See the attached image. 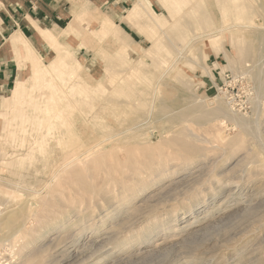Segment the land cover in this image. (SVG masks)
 <instances>
[{"label": "rangeland", "instance_id": "rangeland-1", "mask_svg": "<svg viewBox=\"0 0 264 264\" xmlns=\"http://www.w3.org/2000/svg\"><path fill=\"white\" fill-rule=\"evenodd\" d=\"M104 1L81 0L82 3L98 10L99 21L96 16L77 12L73 4V17L68 25L76 22L77 28L70 38L64 35V28L68 25L60 30L43 27L49 39L45 42L54 49V53L50 58L43 59L29 46L25 80L17 81L14 87L0 95V262L20 264L23 255L30 253V259L24 264H38L40 261L41 264H76V262L80 264L83 260L86 264H253L254 262L264 264V0H150L147 5L144 1L132 0L123 9L114 7L110 2L103 5ZM239 6L245 9V13H240L237 9ZM151 10L159 13L160 17L156 22L147 24L146 20L149 16H154ZM129 12L139 13V17L131 18L130 15L127 17ZM142 13L145 17H140ZM101 18H108L109 26L113 28L115 23L126 33L124 30H117L114 26L116 33L105 34L101 30V27H104ZM48 32L52 33L51 36ZM61 60H69L75 65L80 61L81 65H76V70L65 69ZM46 65L51 71L46 69ZM16 88H18L17 93L11 92ZM219 106L231 116L229 118L236 117V114L240 116L236 118L243 116L241 119L248 121L246 126L243 127L234 119L229 120L227 115L210 122L199 120L198 114L208 110L214 111ZM197 110L200 112L198 113ZM188 111H191V114H188ZM233 112L236 114L234 115ZM84 115L87 118H83ZM196 117L198 120H195ZM186 127H190V131L196 133L199 138L184 137L188 129ZM97 134L98 136L100 134V137ZM180 134L182 136H178ZM176 137H181L183 140L187 138L186 141L191 144L192 150L188 149L190 144H185L181 138H177L183 142L180 143ZM201 137L203 139H200ZM140 141L144 142V148ZM159 143L161 146L164 145L165 150L159 147ZM182 144L187 148L182 147ZM199 147L203 149L199 150ZM95 148H99L101 152ZM159 148V151L166 154L165 156L156 151ZM122 150L124 153L121 152ZM133 150L134 152H131ZM146 151L151 156H148ZM196 151L199 155L198 152L195 155ZM114 152H118L121 159L117 157V153L114 156ZM137 153L143 156L139 158ZM186 153H189L188 156H185ZM122 154L130 155V159L126 161L128 156ZM180 154L181 156L184 154V157L180 156L181 159L178 157ZM136 156L138 159L135 158ZM95 159L97 160L94 161ZM110 159L112 161L109 163ZM146 159L151 163L149 164ZM164 159L165 162H161ZM98 160L103 165L100 166ZM103 160H106V163ZM118 160L121 162L118 163L119 165ZM238 160H244L242 164L247 161L245 163L247 170L244 164L239 165ZM168 161L170 165L166 164ZM113 162H116L114 166H112ZM128 162L134 165L130 166ZM142 162L144 164L146 162V166ZM141 163L145 167L149 164L148 168L151 171L148 172ZM190 163L193 164L190 166ZM211 163L214 166L210 165ZM117 166L120 168L118 169ZM166 166L168 170L162 173L163 169L166 170ZM56 167L60 168L56 169ZM154 168L160 170L162 174L155 176ZM90 169L93 173L89 172ZM209 169L210 172L212 170L211 173ZM97 170L100 172L96 175ZM108 171L112 179L117 176L113 182L108 178L110 177ZM62 172L64 175L61 174ZM67 176L69 179L66 178ZM186 176L190 180L187 181L184 178ZM123 177L128 180H124ZM138 177L142 179L140 182ZM66 179L68 182L65 183ZM103 179L109 183L105 180L103 182ZM83 180L86 181V185L87 183L89 185L91 180L90 185L84 186L85 183H79ZM71 182L72 184H69ZM126 182L129 183L127 185L129 190L125 189ZM57 183L64 193H59L58 189H55L59 187ZM117 183L123 187L120 188ZM200 183L204 185L201 186ZM55 184L58 187H53L56 186ZM197 184L199 186H196ZM129 185H132V188H129ZM90 186H92L91 191ZM103 186H106L105 190ZM98 189L104 192L97 193ZM121 190L125 191L126 197ZM103 193L109 197L113 195L116 197L106 198ZM120 193L124 195L123 198ZM86 194L90 196L87 197ZM43 195L46 198L50 196L52 200L63 198L59 201L61 205L65 204L62 206L58 205L59 203L53 204L54 211L52 206L47 205ZM184 195H189L193 198L192 201ZM100 196L110 201L107 202ZM66 197L72 199L68 200ZM65 200L74 205L68 202V206ZM98 202L100 206L97 205ZM70 206L78 208L70 209ZM45 207L48 209H44ZM73 208L79 215L74 213ZM49 210L54 213L50 215ZM57 210H61L60 213ZM63 210H65L64 214ZM116 210H119L120 217ZM45 212L49 215V221L47 215H44ZM125 213L127 215L124 216ZM37 214L41 217L39 218ZM42 214L45 217H42ZM78 221L84 223L78 224ZM48 223L52 224L50 229L36 240L38 235L36 233H40L43 226ZM83 227H90L92 231L85 228L86 230L77 236ZM94 228L97 230H93ZM111 231L115 234L112 235ZM105 232L111 234L106 235ZM58 233L62 236H58ZM132 236L136 238L133 240ZM54 241H57L56 244ZM117 244L119 246H116ZM41 246L48 248L44 253H49L43 255L35 251L37 248H42ZM24 247L31 249L26 252ZM55 250L58 255L55 254ZM61 250L64 255H61ZM69 251H77L78 256L73 260L74 263L66 262V258L63 259ZM111 251L114 254H111ZM78 259L81 262L78 263Z\"/></svg>", "mask_w": 264, "mask_h": 264}, {"label": "bare ground", "instance_id": "bare-ground-1", "mask_svg": "<svg viewBox=\"0 0 264 264\" xmlns=\"http://www.w3.org/2000/svg\"><path fill=\"white\" fill-rule=\"evenodd\" d=\"M141 1H144V2L146 3V5H147L148 2H150V0H141ZM251 2H252V1H251ZM73 4H74V6L76 7L77 12H84V13H86V14H88V15H92V16H96V17L98 16V15H97V14H98V10L96 11L95 8H94L93 6H90V5H88V4L82 3V2H80V1H73ZM148 7H149V6H148ZM237 9L240 10V13H242V12L245 13V9H244V8H242V7L239 6ZM246 9H247V8H246ZM149 10H150V9H149ZM149 10H148V12H149ZM233 11H234V9H233ZM151 12H152V14L154 15V16H153L154 18H153L150 14H149L150 16L147 14V16H149V19L146 20L147 24L150 23V22H156V21L158 20V18L160 17L159 13H157V12H155V11L153 12L152 10H151ZM234 13H235V11H234ZM99 15H100V14H99ZM129 15H130L131 18L139 17V13H135V12H132V13L129 12V14H127V17H128ZM144 15H145V14L142 13V14H140V17H143ZM102 16H103V15H102ZM147 16H146V17H147ZM88 17H90V16H88ZM127 17H126V19H127ZM144 17H145V16H144ZM90 19H91V17H90ZM101 19H103L102 21H103V25H104V27H103V26L101 27V30H102L103 32H105V34H107V33H112V32L116 33V30L114 29V26L117 27V30H119V31H123V30H124L122 27H120V26H118V25H115V23H114V25H113V28H112V26H109L110 23H109V21H108V18H105V19H104V18H101ZM142 19H144V18H142ZM95 20H96V19H95ZM97 20H98V17H97ZM97 20H96V21H97ZM127 20L129 21V19H127ZM137 20H138V19H137ZM192 20H193V19H192ZM195 20H196V19H195ZM87 21H88V20H87ZM98 21H99V20H98ZM89 22H90V21H89ZM90 24H91V23H90ZM90 24H89V25H90ZM101 24H102V22H101ZM107 24H108V26H107ZM116 24H117V23H116ZM145 24H146V23H145ZM99 26H100V25H99ZM38 28H39V27H38ZM76 28H77V27H76V22L71 23V24L68 25L66 28H64V32H65L64 35H65L66 37H68V38L72 37V36L74 35L75 31H76ZM101 30H99V31H101ZM124 31H125V30H124ZM95 32H96V29H95ZM97 32H98V31H97ZM39 33H40V38H41L43 41H47L46 39H48V38L46 37V33H45L43 27L39 28ZM125 33H126V31H125ZM48 34H50V36H51L52 33H51V32H48ZM88 34H89V32H88ZM16 35H17V33H16ZM80 35H81V34H80ZM85 35H86V34H85ZM95 35H96V34H95ZM97 35H98V33H97ZM20 36H21V35H20ZM22 36H23V35H22ZM93 36H94V32H93ZM108 37H109V36H108ZM94 38H95V37H94ZM95 39H96V38H95ZM25 40H26V39H25ZM48 40H49V39H48ZM11 41H12V40H11ZM98 41H99V40H98ZM103 41H104V39H103ZM106 41H107V40H106ZM117 41H120V40L117 39ZM25 42H26V41H25ZM99 43H100V42H99ZM120 43H121V42H120ZM13 44H14V43H13ZM24 44H28V43L26 42V43H24ZM24 44H23V45H24ZM24 46H25V45H24ZM26 46H27V45H26ZM14 47H15V45H14ZM17 47H18V44H17ZM18 48H19V47H18ZM27 48H28V47H27ZM16 49H17V48H16ZM19 49H20V48H19ZM16 52H17V51H16ZM16 52L14 51V54H15ZM19 52H20V51H19ZM25 52H26V51H25ZM17 53H18V52H17ZM27 53H29V48L27 49ZM261 53H262V52H261ZM261 53H260V54H261ZM257 54H258V53H257ZM261 55H262V54H261ZM258 56H259V55H258ZM62 58H64V57H62ZM57 59H59V58H57ZM61 61H62V63L64 64L65 69H67V68H73L74 70H76V68H77L76 65H81V62H80V61L77 62L76 65L73 64V63H71L69 60H66V61L61 60ZM38 62H39V61H38ZM38 62H37V63H38ZM127 64H128V63H127ZM43 66H44V64H43ZM45 67H46V69H49L48 71H51V68H50L48 65H46ZM125 68H126V70H127V67H125ZM124 71H125V70H124ZM61 72H62V71H61ZM73 72H76V71H73ZM162 72H163V71H162ZM81 73H82V72H81ZM58 74H59V73H58ZM58 74H57V75H58ZM79 75H80V74H79ZM262 75H263V74H262ZM79 78H80V76H79ZM79 78H78V79H79ZM75 80H76V78H75ZM80 80H81V79H80ZM260 80H262V79H260ZM263 80H264V79H263ZM73 81H74V80H73ZM84 81H85V80H84ZM99 82H100V81H99ZM79 83H80V81H79ZM72 84H73V83H72ZM85 84H86V83H85ZM85 84H84V85H85ZM97 84H98V83H97ZM97 84H95V85H97ZM112 84H113V83H112ZM82 85H83V84H82ZM89 85H90V84H89ZM114 85H115V84H114ZM50 86H51V85H50ZM68 86L70 87V83H69ZM68 86H67V87H68ZM72 86H73V85H72ZM85 86H86V85H85ZM87 86H88V84H87ZM87 86H86V87H87ZM89 87L92 88L91 86H89ZM93 87H94V86H93ZM128 88H129V87H128ZM92 89H93V88H92ZM119 89H120V88H119ZM51 91H52V90H51ZM67 91H70V90H67ZM72 91H73V88H72ZM11 92H13V93H17V92H18V88H16V89H12ZM56 92H57V91H56ZM90 92H91V91H90ZM97 92H98V91H97ZM67 93H68V92H67ZM89 94H90V93H89ZM85 95H86V94H85ZM155 95H156V94H155ZM263 95H264V94H263ZM58 96H59V95H58ZM152 96H153V95H152ZM59 97H60V96H59ZM151 100H152V99H151ZM153 100H154V99H153ZM69 102H70V99H69ZM202 102H203V101H202ZM100 106H101V105H100ZM203 107H204V106H203ZM203 107H202V108H203ZM223 107H224V106H223ZM105 108H106V107H105ZM200 108H201V107H200ZM225 109H226V108H225ZM78 110H79V109H78ZM85 110H87V109H85ZM199 110H202V109H199ZM203 110L206 111V109H203ZM76 111H77V109H76ZM96 111H97V110H96ZM191 111H192V110H191ZM191 111H190V112H191ZM210 111H212V112H210ZM210 111L208 110V112H203V113H201V114H198L199 120H201V121H202V120H203V121H209V122H210V121H212V120L215 121V119H218V118H220V117H223V116H226V115H227V114H226L227 112H226L221 106H219V108H216V110L214 109V111H213V110H210ZM77 112H78V111H77ZM79 112H80V111H79ZM92 112H93V111H91V113H92ZM188 112H189V111H188ZM188 112H187V113H188ZM190 112H189L188 114H191ZM197 112H198V110H197ZM197 112H195V113H197ZM199 112H200V111H199ZM199 112H198V113H199ZM201 112H202V111H201ZM228 112H230V111H228ZM231 112H232V111H231ZM100 113L103 114V112H100ZM233 113H234V115L236 114V112H233ZM233 113H232V114H233ZM74 114H75V113H74ZM80 114H81V112H80ZM188 114H186V115H188ZM82 115H83V114H81V116H82ZM104 115H105V114H104ZM104 115H103V116H104ZM170 115H171V114H170ZM170 115H168V116H170ZM196 115H197V114H196ZM60 116H61V115H60ZM60 116H59V117H60ZM103 116H101V117H103ZM235 116H236V117H240V116H237V114H236ZM84 117H86V116L84 115L83 118H84ZM104 117H105V116H104ZM183 117H184V116H183ZM229 117H231V116L227 115V118H228L229 120H230V119H231V120L234 119L238 124L242 125L243 127H245L246 124H247V122H248V121L245 122V119H244V118H243L244 120L241 119L243 116H242L241 118H236V117L229 118ZM57 118H58V116H57ZM86 118H87V117H86ZM88 118H90V117H88ZM93 118H94V117H93ZM147 118H148V117H147ZM81 119H82V118H81ZM104 119H105V118H104ZM225 119H226V118H225ZM174 120H175V119H174ZM195 120H198V118L196 117ZM100 121H101V120H100ZM180 121H181V120H180ZM187 121H189V120H187ZM201 121H200V122H201ZM232 121H233V120H232ZM55 122H56V120H55ZM84 122H86V121L84 120ZM88 122H89V121H88ZM185 122H186V121H185ZM185 122H184V123H185ZM46 123H47V122H46ZM86 123H87V122H86ZM52 124H53V123H52ZM87 124H88V123H87ZM87 124H86V125H87ZM238 124H236V125H238ZM53 125H54V124H53ZM86 125H85V126H86ZM88 125H89V124H88ZM90 125H91V122H90ZM111 125H112V124H111ZM111 125H110V127H112ZM190 125H191V124H190ZM190 125H189V126H190ZM214 125H215V124H214ZM115 126H116V125H115ZM117 126H118V124H117ZM138 126H139V125H138ZM53 127H54V126H53ZM53 127H52V128H53ZM110 127H109V128H110ZM113 127H114V126H113ZM238 127H239V126H238ZM240 127H241V126H240ZM247 127H248V126H247ZM117 128H118V127H117ZM186 128H188V129L186 130V131H187V132H186V135H184V134L181 133V132H179V133L183 134L184 137H186V136H187V137L190 136L189 138H191V137H195V138H197L198 135L196 136V133H193V131H190V129H189L190 127H186ZM192 128H193V127H192ZM241 128H242V127H241ZM110 129H111V128H110ZM115 129H116V128H115ZM118 129H119V128H118ZM132 129H134V127H133ZM135 129H136V127H135ZM246 129H247V128H246ZM181 130H182V129H181ZM181 130H180V131H181ZM188 130H189L190 132H189ZM126 131H127V130H126ZM126 131H125V133H126ZM129 131H130V130H129ZM123 132H124V131H123ZM127 132H128V131H127ZM182 132H183V131H182ZM184 132H185V129H184ZM77 133H79V132H77ZM204 133H205V132H204ZM74 134H75V131H74ZM131 134H132V133H131ZM131 134H130V135H131ZM181 134L178 135V136H182ZM252 134H254V133H252ZM119 135H120V134H119ZM168 135H169V134H168ZM175 135H176V134H175ZM73 136H75V135H73ZM81 136H83V135H81ZM97 136H98V134H97ZM131 136H132V135H131ZM138 136H139V135H138ZM140 136H141V134H140ZM147 136H148V135H147ZM76 137H77V136H76ZM98 137H100V134H99ZM114 137H115V136H114ZM114 137H113V138H114ZM116 137H117V135H116ZM127 137H129V134H128ZM167 137H168V136H167ZM122 138H124V137H122ZM172 138H173V137H172ZM177 138L180 139L181 137H180V138H179V137H176V139H177ZM198 138H199V136H198ZM198 138H197V139H198ZM79 139H80V138H79ZM82 139H83V138H82ZM82 139H81V140H82ZM118 139H120V138H118ZM143 139H145V138H143ZM146 139H147V138H146ZM176 139H173V140H176ZM178 139H177V141H179ZM181 139L183 140V138H181ZM191 139H192V138H191ZM197 139H196V140H197ZM200 139H203V138L201 137ZM200 139H199V140H200ZM260 139H261V138H260ZM81 140H80V141H81ZM98 140H99V139H98ZM110 140H111V139H110ZM114 140H115V139H114ZM141 140H142V139H141ZM149 140H150V139H149ZM186 140H187V138H186ZM186 140H183V142H184L185 144L188 143ZM194 140H195V139H194ZM199 140H198V141H199ZM74 141H76V140H74ZM80 141H78V142H80ZM82 141H83V140H82ZM105 141H106V140H105ZM105 141H104V142H105ZM134 141H135V140H134ZM163 141H165V140H163ZM163 141H162V143H164ZM166 141H167V140H166ZM170 141L173 142L172 139H170ZM170 141H169V142H170ZM188 141H189V139H188ZM55 142H56V141H55ZM96 142H97V141H96ZM96 142H94V143H96ZM140 142H141V141H140ZM151 142H152V141H151ZM151 142H149V143H150V144H155V143H151ZM156 142H157V141H156ZM175 142H176V141H175ZM179 142H180V143H183V142H181V141H179ZM192 142L195 143V141H192ZM63 143H64V141H63ZM134 143H135V142H134ZM134 143H133V144H134ZM136 143H137V142H136ZM147 143H148V142H147ZM147 143H145V144H147ZM167 143H168V142H167ZM130 144L132 145V143H130ZM137 144H138V143H137ZM141 144H143V148H144V147H145V146H144V142H141ZM159 144H160V143H159ZM165 144H166V143H165ZM170 144H171V143H169V146H170ZM175 144H176V143H175ZM185 144H184V145H185ZM189 144H190V143H188V145H189ZM201 144H202V143H201ZM74 145H75V144H74ZM74 145H73V147H74ZM96 145H97V144H96ZM121 145H123V144H121ZM155 145H157V144H155ZM166 145H167V144H166ZM188 145H187V146H188ZM199 145H200V144H199ZM231 145H232V144H231ZM79 146H80V144H79ZM98 146H99V145H98ZM127 146H128V145H126V147H127ZM129 146H130V145H129ZM129 146H128V147H129ZM133 146H135V144H134ZM141 146H142V145H141ZM141 146H140V147H141ZM150 146H151V145H150ZM163 146H164V145L161 146V144L159 145V147H161V148H163ZM173 146H174V143H173ZM190 146H191V144L188 146V149L190 148L189 150H192ZM194 146H195V145H194ZM86 147H87V146H86ZM90 147H91V145H90ZM96 147H97V146H96ZM116 147H118V146H116ZM122 147H123V146H122ZM126 147H125V148H126ZM130 147H132V146H130ZM130 147H129V148H130ZM165 147H166V146H165ZM171 147H172V146H171ZM171 147H170V148H171ZM182 147L187 148V147L183 146V144H182ZM192 147H193V146H192ZM196 147H198V145H197ZM196 147H195V148L193 147V148L196 149ZM219 147H220V146H219ZM143 148H142V149H143ZM146 148H147V146H146ZM150 148H152V147H150ZM150 148H149V149H150ZM184 148H182L183 151L185 150ZM199 148H200V147H199ZM224 148H225V147H224ZM95 149H96V148H95ZM119 149H121V148H119ZM119 149H118V150H119ZM152 149H153V148H152ZM163 149L165 150V148H163ZM197 149H198V148H197ZM197 149H196V150H197ZM202 149H203V148H200L199 150H202ZM84 150H85V149H84ZM96 150H99V148L96 149ZM115 150H116V149H115ZM140 150H141V149H140ZM144 150H145V149H144ZM147 150H148V149H147ZM159 150H160V148H159L158 150H156V151H159ZM189 150H188V151H189ZM42 151H43V150H42ZM77 151H78V150H77ZM79 151H80V150H79ZM92 151H93V150H92ZM94 151H95V150H94ZM99 151H100V150H99ZM108 151H109V150H108ZM111 151L113 152V150H111ZM123 151H124V150H122L121 152H123ZM137 151H138V150H137ZM153 151H154V149H153ZM180 151H181V150H180ZM185 151H186V150H185ZM194 151H195V150H194ZM194 151H193V152H194ZM203 151H204V150H203ZM203 151H200V152H203ZM30 152H31V151H30ZM71 152H72V151H71ZM71 152H70V153H71ZM74 152H75V149H74ZM86 152H87V151H86ZM90 152H91V151H90ZM96 152H97V151H96ZM100 152H101V151H100ZM121 152H120V153H121ZM131 152H134V150L131 151ZM142 152H143V151H142ZM149 152L151 153V150H150ZM159 152H161V151H159ZM164 152H165V151H164ZM191 152H192V151H191ZM197 152H198V151H196L195 155L197 154ZM70 153H69V154H70ZM75 153H76V152H75ZM87 153H88V152H87ZM91 153H92V152H91ZM104 153H105V151H104ZM106 153L109 154L110 152H106ZM116 153L118 154V152H116ZM116 153L114 152V156H115ZM123 153H124V152H123ZM145 153H147V151H146ZM154 153H155V152H154ZM161 153L163 154V151H162ZM180 153H181V152H180ZM101 154H102V153H101ZM101 154H99V155H101ZM117 154H116V155H117ZM131 154H132V153H131ZM140 154H141V153H140ZM156 154H157V153H156ZM159 154H160V153H159ZM164 154H165V153H164ZM164 154H163V155H164ZM187 154H189V153H186L185 156H188ZM192 154H193V153H192ZM224 154H225V153H224ZM86 155H87V154H86ZM86 155H84V156H86ZM105 155H106V154H105ZM122 155H125V154H122ZM132 155H134V153H133ZM137 155H138V153H137ZM141 155H142V154H141ZM141 155H138V157L140 158ZM147 155H148V156H151L152 153H151V155H149V153H147ZM160 155H161V154H160ZM165 155H166V154H165ZM165 155H164V156H165ZM198 155H199V152H198ZM200 155H202V154H200ZM80 156H82V155H80ZM89 156H91V155L89 154ZM89 156H87V158H89ZM97 156H98V155H97ZM108 156H109V155H108ZM112 156H113V154H112ZM114 156H113V157H114ZM125 156H126V155H125ZM127 156H128V155H127ZM127 156H126V157H127ZM129 156H130V155H129ZM129 156L127 157V160H126V161H128ZM134 156H135V155H134ZM142 156H143V155H142ZM155 156L158 157L159 155H155ZM155 156H154V157H155ZM161 156H162V155H161ZM161 156H160V157H161ZM180 156H181V154L178 155V157H180ZM182 156L184 157V154H183ZM182 156H181V157H182ZM224 156H225V155H224ZM74 157H75V155H74ZM82 157H83V156H82ZM93 157H95V156L93 155ZM93 157H92V158H93ZM117 157L120 158L121 156H119V154H118ZM117 157H116V158H117ZM122 157H123V156H122ZM131 157H132V156H131ZM138 157L136 156L135 158L138 159ZM181 157H180V159H181ZM189 157H190V156H189ZM72 158H73V155H72ZM76 158H77V157H76ZM84 158H86V157H84ZM87 158H86V160H87ZM90 158H91V157H90ZM100 158H101V156L99 157V159H100ZM102 158H103V157H102ZM105 158H106V156H105ZM105 158H104V159H105ZM107 158H108V157H107ZM109 158H110V157H109ZM116 158H114V159L116 160ZM118 158H117V159H118ZM123 158H124V157H123ZM133 158H134V157H133ZM141 158H142V157H141ZM151 158H153V157H151ZM151 158H150V159H151ZM170 158H171V157H170ZM176 158H177V157H176ZM243 158H244V157H243ZM243 158H242V159H243ZM245 158H246V157H245ZM60 159H61V158H60ZM73 159H74V158H73ZM97 159H98V158H97ZM97 159H95L94 161H96ZM120 159H121V158H120ZM124 159H126V158H124ZM129 159H130V158H129ZM131 159H132V158H131ZM144 159H145V158H144ZM158 159L160 160V158H158ZM161 159H162V158H161ZM167 159H168V158H167ZM182 159H183V158H182ZM190 159H191V158H189V160H190ZM193 159H194V158H193ZM70 160H71V159H70ZM86 160H85V161H86ZM90 160H92V159H90ZM100 160H101V159H100ZM106 160H107V159H106ZM106 160H103V162L105 161V163H106ZM122 160H123V159H122ZM134 160H135V159H134ZM146 160H147V159H146ZM146 160H145V161H146ZM172 160H173V159H172ZM189 160H188V161H189ZM77 161H78V160H77ZM77 161H74V162H77ZM79 161H80V160H79ZM94 161H93V163H95ZM110 161H112V159L109 160V163H110ZM113 161H114V160H113ZM123 161H124V160H123ZM131 161H132V160H131ZM147 161H148V160H147ZM147 161H146V162H147ZM153 161H154V160H153ZM156 161H157V160H156ZM163 161L165 162V159L162 160L161 162H163ZM178 161H179V160H178ZM183 161H184V159L182 160V162H183ZM185 161H186V160H185ZM238 161H240V160H238ZM238 161H237V162H238ZM242 161L244 162V160H242ZM242 161L239 162V165L242 164V163H241ZM68 162H69V161H68ZM74 162H72V163H74ZM83 162H84V161H83ZM116 162H117V161H116ZM116 162H115V163L113 162V165H112V166H114V164H116ZM140 162H141V161H140ZM146 162H145V164H144V162H142V163L146 166ZM149 162H150V161H148V163H149ZM179 162H180V161H179ZM179 162H177V163H179ZM194 162H195V161H194ZM209 162H210V161H209ZM61 163H63V162H61ZM61 163H60V164H61ZM98 163H101V162H99V160H98ZM105 163H104V165L107 166L108 164H105ZM118 163H121V162L118 160L117 164H118ZM128 163L130 164V166L132 165L130 162H128ZM132 163H133V162H132ZM135 163H136V162H135ZM138 163H139V161H138ZM142 163H141V164H142ZM150 163H151V162H150ZM150 163H149V164H150ZM152 163H153V162H152ZM158 163H159V162H158ZM168 163H169V165H170V162H169V161L166 162L167 165H168ZM188 163H189V162H187V164H188ZM245 163H247V161H246ZM245 163H243L244 166L246 165ZM75 164H77V163H75ZM75 164H74V165H75ZM78 164H79V162H78ZM78 164H77V165H78ZM82 164H83V163H82ZM86 164H88V163H86ZM91 164H92V163H91ZM123 164H124V163H123ZM129 164H128V165H129ZM139 164H140V163H139ZM139 164H138V168H139ZM143 164H142V166H144ZM149 164H148V165H149ZM155 164H156V163H155ZM162 164H163V163H162ZM180 164H181V163H180ZM185 164H186V163H185ZM192 164H193V163H192ZM192 164L190 163V166H191ZM204 164H205V163H204ZM243 164H242V165H243ZM95 165H96V163H95ZM97 165H98V164H97ZM101 165H103V164L101 163L100 166H101ZM118 165H119V164H118ZM128 165H127V166H128ZM133 165H134V164H133ZM133 165H132V166H133ZM148 165H147V167H145V166H144V167H145L146 169H148V172H150L151 169L148 168ZM153 165H154V164H153ZM171 165H172V163H171ZM174 165H177V164H174ZM174 165H173V167H174ZM210 165H212V163H211ZM242 165H241V167H243ZM247 165H248V164H247ZM70 166H71V165H70ZM79 166H80V164H79ZM84 166H85V165H84ZM93 166H94V164H93ZM156 166H157V164H156ZM159 166H160V165H159ZM212 166H214V165H212ZM237 166H238V165H237ZM237 166H236V167H237ZM250 166H251V165H250ZM250 166H249V167H250ZM61 167H62V166H61ZM65 167H66V166H65ZM68 167H69V166H68ZM81 167H82V166H81ZM90 167H91V166H89V168H90ZM96 167H97V166H96ZM117 167H118V169H119L120 167L123 168L121 165H120V167H119V166H117ZM128 167H129V166H128ZM134 167H137V166H134ZM134 167H133V168H134ZM149 167H150V166H149ZM152 167H153V166H152ZM152 167H151V168H152ZM162 167H164V165H163ZM178 167H179V166H178ZM238 167H239V166H238ZM57 168H58V167H56V169H57ZM59 168H60V167H59ZM59 168H58V169H59ZM77 168H78V167H77ZM86 168H87V166H86ZM91 168H92V167H91ZM115 168H116V165H115ZM115 168H114V170H115ZM126 168H127V167H126ZM138 168H136V169L138 170ZM140 168H142V167H140ZM157 168H158V166H157ZM157 168H154V169L156 170V171H155L156 173H154V169H153V173H154L155 176H157L158 174H162V173H164V172L166 173V171L168 170V169H167V166H166V170L162 168L163 171H162V173H160V172H159L160 170L158 171ZM179 168H180V167H179ZM179 168H178V169H179ZM243 168H244V167H243ZM243 168H242V169H243ZM263 168H264V167H263ZM67 169H68V168H67ZM84 169H85V168H84ZM84 169H83V170H84ZM92 169H93V168H92ZM95 169H96V168H95V166H94V170H95ZM99 169H100V168H99ZM112 169H113V168H112ZM112 169H110V171H114V170H112ZM127 169H128V168H127ZM131 169H132V167H131ZM158 169H159V168H158ZM182 169H183V168H182ZM185 169H186V168H185ZM245 169H246V166H245ZM63 170H64V169H63ZM80 170H81V169H80ZM101 170H102V169H101ZM108 170H109V169H108ZM116 170H117V169H116ZM120 170H124V171H125L126 169H120ZM137 170H136L135 172H137ZM149 170H150V171H149ZM169 170H170V169H169ZM197 170H198V169H197ZM214 170H215V169H214ZM243 170H244V169H243ZM246 170H247V169H246ZM246 170H244V171H246ZM70 171L72 172V170H70ZM84 171H85V170H84ZM91 171H92V173H93V170L90 169L89 172H91ZM128 171H129V170H128ZM143 171H144V170H143ZM157 171H158L159 173H157ZM188 171H189V170H188ZM66 172H67V171H66ZM78 172H80V171H78ZM87 172H88V171H87ZM96 172H97V173H95V171H94V173L97 175V174H99L100 171L98 172V170H97ZM116 172H117V171H116ZM132 172H133V170H132ZM145 172H147V171H145ZM175 172H176V171H175ZM182 172H183V171H182ZM209 172H210V169H209ZM211 172H212V170H211ZM211 172H210V173H211ZM75 173H77V172H75ZM81 173H83V172L81 171ZM114 173H115V172H113V174H114ZM117 173H118V172H117ZM120 173H121V171L119 172V176H120ZM138 173H139V172H138ZM141 173H142V172H141ZM141 173H140V174H141ZM151 173H152V172H151ZM173 173H174V171H173ZM173 173H172V174H173ZM176 173H177V172H176ZM257 173H258V172H257ZM53 174H54V173H53ZM53 174H52V175H53ZM59 174H60V173H59ZM61 174H63V172H62ZM85 174H86V173H85ZM110 174H111V173H110ZM113 174H111V175H113ZM123 174H124V173H123ZM123 174H122L121 176H123ZM130 174H131V171H130ZM132 174H133V173H132ZM142 174H143V173H142ZM142 174H141V175H142ZM148 174H149V173H148ZM188 174H189V173H188ZM205 174H206V173H205ZM248 174H249V173H248ZM63 175H64V174H63ZM74 175H75V174H74ZM87 175H88V174H87ZM93 175H94V174H93ZM93 175H92V176H93ZM106 175H107V174H106ZM108 175H109V171H108ZM115 175H117V174H115ZM124 175H125V174H124ZM134 175H135V174H134ZM141 175H140V176H141ZM150 175H151V174H150ZM163 175H164V174H163ZM167 175H168V174H167ZM190 175H191V174H190ZM219 175H220V174H219ZM228 175H229V174H228ZM235 175H236V174H235ZM255 175H257V174H255ZM59 176H60V175H59ZM65 176H66V175H65ZM68 176H70V175L68 174ZM68 176H67L66 178L69 179ZM109 176H110V175H109ZM125 176H126V175H125ZM137 176H138V175L136 174V177H137ZM145 176H146V175H145ZM165 176H166V175H165ZM165 176H163V177H165ZM179 176H180V175H179ZM75 177H76V176H75ZM85 177H86V176H85ZM88 177H89V175H88ZM88 177H87V178H88ZM103 177H104V176H103ZM110 177H111V178H110ZM110 177H108V178H109V179H112V176H110ZM116 177H117V176H115L114 178L116 179ZM126 177H128V176H126ZM129 177H131V176H129ZM141 177H142V176H141ZM141 177H138V178H137V179L140 178V179H139V182H140V180H142ZM148 177H151V176H148ZM76 178H79V177H76ZM83 178H84V177H83ZM87 178H86V179H87ZM95 178H96V177H95ZM98 178H99V177H98ZM104 178H105V177H104ZM114 178H113V179H114ZM123 178H124V177H123ZM132 178H133V177H132ZM132 178H131V179H132ZM182 178H183V177H182ZM184 178L187 179V176L184 177ZM192 178H193V177H192ZM192 178H191V179H192ZM37 179H38V178H37ZM54 179H55V178H54ZM64 179H65V177H64ZM90 179L93 180V178H90ZM105 179H106V178H105ZM105 179H103V182H104ZM109 179H108L107 181H109ZM113 179H112V182H113ZM125 179L128 180L127 178H124V180H125ZM134 179H135V178H134ZM149 179H150V178H149ZM149 179H146V181H148ZM153 179H154V178L152 177V180H153ZM179 179H180V178H179ZM239 179H240V178H239ZM77 180H78V179H77ZM91 180H90V182H91ZM119 180H121V179H119ZM119 180H115V181H119ZM122 180H123V179H122ZM129 180H130V179H129ZM188 180H190V179H187V181H188ZM243 180H244V179H243ZM66 181H67V179L65 180V183H66ZM69 181H70V180H69ZM83 181H84V180H83ZM83 181H82V182L79 181V183H85V182H86V181H84V182H83ZM94 181H95V179H94ZM134 181H135V180H134ZM146 181H144V183H145ZM183 181H184V180H183ZM195 181H196V180H195ZM207 181H208V180H207ZM67 182H68V181H67ZM87 182H88V181H87ZM90 182H89V185H90ZM92 182H93V181H92ZM96 182H97V181H96ZM105 182H106V180H105ZM131 182H132V181H131ZM131 182H130V183H131ZM149 182H151V181H149ZM159 182H160V181H159ZM193 182H194V181H193ZM208 182H209V181H208ZM76 183H77V181H76ZM106 183H109V182H106ZM126 183H127V182H126ZM126 183H125V184H126ZM147 183H148V182H147ZM210 183H211V182H210ZM69 184H72V182L69 183ZM91 184H92V183H91ZM93 184H94V183H93ZM96 184H97V183H96ZM99 184H100V183H99ZM117 184H119V186H120V188H121L122 185H120V183H117ZM122 184H123V183H122ZM128 184H129V183H127V184L125 185L126 188H125V186H124V188H125L126 190H129V189H127V185H128ZM133 184H136V183H133ZM133 184H132V185H133ZM148 184H149V183H148ZM194 184H195V183H194ZM200 184H201V183H200ZM207 184H208V183H207ZM213 184H214V182H213ZM55 185H56V184H55ZM57 185H58V183H57ZM57 185H56V186H53V187H58L59 185H58V186H57ZM61 185H62V184H61ZM67 185H68V184H67ZM74 185H75V183H74ZM83 185H84V186H87L88 183H87V185H86V183L83 184ZM89 185H88V186H89ZM101 185H102V184H101ZM110 185H111V184H110ZM132 185H129L128 187H129V188H132V187H131ZM140 185H141V184H140ZM143 185H145V184H143ZM203 185H204V183H203ZM203 185L201 184V186H203ZM215 185H216V184H215ZM69 186H70V185H69ZM72 186H73V185H72ZM78 186H79V185H78ZM78 186H77V187H78ZM108 186H109V185H108ZM108 186H107V187H108ZM116 186H117V185H116ZM196 186H199V185L197 184ZM205 186H206V184H205ZM31 187H32V186H31ZM67 187H68V186H67ZM73 187H74V186H73ZM79 187H81V186H79ZM79 187H78V188H79ZM91 187H92V186H90V188L88 187V188L90 189V191H91ZM94 187H95V186H94ZM104 187H106V186H103V188H104ZM109 187H110V186H109ZM122 187H123V186H122ZM32 188H33V187H32ZM84 188H85V187H84ZM96 188H98V187L96 186ZM191 188H192V187H191ZM193 188H194V187H193ZM204 188H206V187H204ZM55 189H58V192H59V193L62 192L60 186H59L58 188H55ZM62 189H63V188H62ZM74 189H76V188H74ZM74 189H73L72 191H74ZM80 189H82V188H80ZM89 189H88V191H89ZM105 189H106V188H104V190H105ZM111 189H112V187H111ZM122 189H123V188H122ZM195 189H196V188H195ZM207 189H208V188H207ZM68 190H69V188H67V191H68ZM93 190H94V189H93ZM95 190H96V189H95ZM113 190H114V189H113ZM119 190H120V189H119ZM130 190H131V189H130ZM190 190H191V189H190ZM200 190H201V189H200ZM56 191H57V190H56ZM63 191H65V190H63ZM67 191H66V192H67ZM72 191H71V192H72ZM77 191H78V190H77ZM84 191H85V190H84ZM84 191H83V192H84ZM90 191H89V192H90ZM98 191H99V192H97V193H101L103 190L100 192V190L98 189ZM121 191H123L122 193L125 195V191H124V190H121ZM138 191H139V190H138ZM191 191H193V190H191ZM195 191H196V190H195ZM58 192H57V194H59ZM66 192H65V193H66ZM79 192H80V191H79ZM85 192H86V191H85ZM93 192H94V191H93ZM103 192H104V191H103ZM107 192H108V191H107ZM109 192H110V191H109ZM187 192H188V191H187ZM189 192H190V191H189ZM193 192H194V191H193ZM201 192H202V191H201ZM204 192H205V191H204ZM208 192H209V191H208ZM50 193H52V192H50ZM50 193H47V195H48V194L50 195ZM62 193H64V192H62ZM75 193H76V192H75ZM87 193H88V192H87ZM95 193H96V192H95ZM97 193H96V194H97ZM115 193H116V192H115ZM122 193H120V194H122ZM52 194H53V193H52ZM52 194H51V195H52ZM55 194H56V193H55ZM79 194H80V193H79ZM79 194H78V195H79ZM81 194H82V193H81ZM89 194H90V193H89ZM89 194H88V195H89ZM91 194H92V193H91ZM91 194H90V195H91ZM93 194H94V193H93ZM96 194H95V195H96ZM103 194L106 196L105 193H103ZM103 194H102V195H103ZM123 194H122V195H123ZM187 194H188V193H187ZM191 194H192V193H191ZM202 194H203V192H202ZM61 195H62V194H61ZM72 195H73V194H72ZM72 195H71V196H72ZM83 195H84V194H83ZM86 195H87V194H86ZM88 195H87V197H88ZM90 195H89V196H90ZM98 195H100V194H98ZM107 195H109V194H107ZM124 195L122 196V198L124 197ZM254 195H255V194H254ZM52 196H53V195H52ZM59 196H60V194H59ZM65 196H67V193H66ZM65 196H64V197H65ZM68 196H70L69 193H68ZM119 196H120V195H119ZM126 196H127V195H125V197H126ZM166 196H167V195H166ZM182 196H183V195H182ZM184 196H186V195H184ZM198 196H199V195H198ZM202 196H203V195H202ZM43 197L46 198L45 195H43ZM57 197H58V196H57ZM61 197H62V196H61ZM74 197H75V199H76V196H74ZM83 197H84V196H83ZM85 197H86V196H85ZM85 197H84V198H85ZM87 197H86V198H87ZM92 197H93V196H92ZM100 197H101V196H100ZM107 197H109V196H106V198H107ZM110 197H111V196H110ZM110 197H109V198H110ZM113 197H116V196L113 195V196L111 197V199H112ZM168 197H169V196H168ZM186 197H189V195H187ZM193 197H194V196H193ZM41 198H42V197H41ZM58 198H59V197H58ZM66 198H67L68 200H69V199H72V198H68V197H66ZM79 198H80V197H79ZM101 198H102V197H101ZM178 198H179V197H178ZM189 198H190V200L192 201L193 198H191V197H189ZM53 199H54V197H53ZM62 199H63V198H62ZM62 199L60 198V199H58V200H57V199L52 200V199H50V196H49L48 198L45 199V202L47 203L48 206H52V207L54 208L53 204H56V205H57V203H59L58 205H60V206H62L63 204H65V203H63V204L61 205V202H60V201H61ZM73 199H74V198H73ZM102 199L105 200V199H104V196H103ZM183 199H184V198H183ZM197 199H199V198H197ZM197 199H196V200H197ZM59 200H60V201H59ZM82 200H83V199H82ZM121 200H122V199H121ZM126 200L128 201V198H127ZM146 200H147V199H146ZM194 200H195V199H194ZM42 201H43V200H42ZM42 201H41V203H43ZM71 201H72V200H71ZM78 201H79V200H78ZM105 201H107V199H106ZM108 201H110V200H108ZM108 201H107V202H108ZM124 201H125V200H124ZM62 202H63V201H62ZM64 202H66V200H65ZM68 202L70 203V201H68ZM68 202H66V203L68 204ZM72 202H73V201H72ZM111 202H113V201H111ZM130 202H131V201H130ZM130 202H129V204H130ZM195 202H197V201H195ZM243 202H244V201H243ZM243 202H242V203H243ZM26 203H27V202H26ZM28 203H29V202H28ZM75 203H76V202H75ZM83 203H84V202H83ZM85 203H86V202H85ZM89 203H90V200H89ZM95 203H96V202H95ZM105 203H106V202H105ZM109 203H110V202H109ZM162 203H163V202H162ZM70 204L72 205L73 203H70ZM76 204H77V203H76ZM80 204H82V203H80ZM98 204H99V202L97 203V205H98ZM114 204H115V203H114ZM118 204H119V203H118ZM166 204H167V203H166ZM41 205H42V204H41ZM56 205H55V206H56ZM73 205H74V204H73ZM102 205H103V204H102ZM107 205H108V204H107ZM110 205H111V204H110ZM110 205H109V207H110ZM112 205H113V203H112ZM255 205H256V204H255ZM45 206H46V205H45ZM68 206H69V204H68ZM98 206H100V205H98ZM98 206H97V207H98ZM122 206H123V205H122ZM125 206H126V204H125ZM125 206H124V207H125ZM148 206H149V205H148ZM25 207H26V205H25ZM52 207H51V208H52ZM72 207H77V206H72ZM72 207L70 206L69 208L71 209ZM101 207H102V206H101ZM120 207H121V205H120ZM128 207H130V206H128ZM153 207H154V206H153ZM46 208L48 209V207H45L44 209H46ZM51 208H50V209H51ZM53 208H52V209H53ZM57 208L59 209V206H57ZM67 208H68V207H67ZM77 208H78V207H77ZM77 208H76V209H77ZM93 208H94V207H93ZM114 208H115V207H114ZM118 208H119V207H118ZM118 208H117V209H118ZM138 208H139V207H138ZM149 208H150V207H149ZM195 208H196V207H195ZM195 208H194V209H195ZM259 208H260V207H259ZM64 209H66V208H64ZM73 209H74V208H73ZM95 209H98V208H95ZM100 209H101V208H100ZM102 209H104V208H102ZM102 209H101V210H102ZM115 209H116V208H115ZM131 209H132V208H131ZM147 209H148V208H147ZM38 210H39V209H38ZM53 210L55 211V208H54ZM92 210H93V209H92ZM110 210H111V209H109V211H110ZM112 210H113V208H112ZM126 210H127V209H126ZM129 210H130V208L128 209V211H129ZM132 210H133V209H132ZM191 210H192V208H191ZM25 211H27V210H25ZM40 211H41V210H40ZM44 211H45V210H42V212H44ZM49 211H50L51 213H50ZM49 211H48V213H50V215H52V212H53V211H51V210H49ZM59 211H61V210H59ZM59 211L57 210L58 213H60ZM64 211H65V210H63V214H64ZM74 211H75V209H74ZM77 211H78V210H77ZM79 211L81 212V209H79ZM116 211H117V210H116ZM118 211H119V210H118ZM118 211H117V213H119ZM122 211H123V209H122ZM122 211H121V214H123ZM23 212H24V211H23ZM42 212H41V213H42ZM68 212H69V211H68ZM70 212H71V210H70ZM106 212H107V211H106ZM123 212H124V211H123ZM146 212H147V211H146ZM181 212H182V211H181ZM190 212H191V211H190ZM53 213H54V212H53ZM66 213H67V212H66ZM74 213L77 214L78 212L76 213V211H75ZM90 213H91V212H90ZM107 213H109V212H107ZM112 213H114V211H113ZM130 213H131V212H130ZM206 213H207V211H206ZM20 214H21V213H20ZM61 214H62V213H61ZM61 214H56V215H61ZM68 214H69V213H68ZM87 214H88V213H87ZM91 214H92V213H91ZM91 214H90V215H91ZM208 214H209V213H208ZM21 215H22V214H21ZM37 215H38V217H39V214H37ZM44 215H47L46 212H45ZM44 215L42 214V217H45ZM69 215H70V214H69ZM72 215H73V214H72ZM77 215H79V213H78ZM109 215H110V214H109ZM109 215H107V216H109ZM117 215H119V217L121 216L120 213L117 214ZM125 215H127V214L125 213L124 216H125ZM206 215H207V214H206ZM62 216H65V215H62ZM67 216H68V215H67ZM124 216H123V217H124ZM256 216H257V215H256ZM40 217H41V216H40ZM40 217H39V218H40ZM46 217H47V219H48V221H49V220H50V218H48L49 215H47ZM53 217H54V215H53ZM70 217H71V216H70ZM126 217L128 218V216H126ZM202 217H203V216H202ZM205 217H207V216H205ZM252 217H253V216H252ZM68 218H69V217H68ZM88 218H89V217H88ZM104 218H105V217H104ZM106 218H107V217H106ZM113 218H115V217L113 216ZM249 218H250V217H249ZM10 219H11V218H10ZM45 219H46V218H45ZM51 219H52V218H51ZM60 219L62 220L61 217H60ZM60 219H59V221H60ZM70 219H71V218H70ZM70 219H69V220H70ZM75 219H76V217L74 218V220H75ZM121 219H122V218H121ZM123 219H124V218H123ZM125 219H126V218H125ZM125 219H124V220H125ZM235 219H236V218H235ZM11 220H12V219H11ZM36 220H38V219H36ZM42 220H43V219H42ZM71 220H72V219H71ZM71 220H70V222H71ZM74 220H73V221H74ZM80 220H81V219H80ZM88 220H89V219H88ZM101 220H102V219H101ZM105 220H106V219H105ZM110 220H111V221H114L115 219H114V220L110 219ZM198 220H199V219H198ZM39 221H41V219H40ZM51 221H56V220H51ZM66 221H67V220H66ZM82 221H84V220H82ZM82 221H78V224H79V222H82ZM115 221H116V220H115ZM152 221H154V220H152ZM247 221H248V220H247ZM43 222H46V221H43ZM60 222H61V221H60ZM67 222H68V221H67ZM101 222H102V221H101ZM105 222H106V221H105ZM118 222L120 223L121 221L119 220ZM189 222H192V221H189ZM9 223H10V222H9ZM14 223H15V222H14ZM40 223H41V222H40ZM51 223H52V222H51ZM51 223H48V224L45 225V226H43V225H44V224H43L42 226H43L44 228H43V229L41 228L42 230H41L40 233H36V232H34V233L38 234L37 236L34 235V236L37 237L36 240H37L38 238H41V237L43 236V234H45V233L48 231V229H50V227H51V225H52ZM54 223H56V222H54ZM57 223H58V221H57ZM57 223H56V225H57ZM74 223H75V222H74ZM82 223H84V222H82ZM91 223H92V222H91ZM110 223H112V222H110ZM124 223H125V222H124ZM124 223H122V224H124ZM21 224H22V223H21ZM25 224H27V223H25ZM60 224H61V223H60ZM60 224H59V226H60ZM65 224H66V223H65ZM65 224H63L62 226H64ZM68 224H69V223H67V225H68ZM80 224H81V223H80ZM97 224H98V223H97ZM101 224H102V223H101ZM108 224H109V223H108ZM112 224H116V223H112ZM135 224H136V223H135ZM154 224H155V222H154ZM154 224H153V225H154ZM191 224H192V223H191ZM22 225H24V224H22ZM54 225H55V224H54ZM84 225H85V224H84ZM109 225H111V224H109ZM129 225H130V224H129ZM146 225H148V224H146ZM184 225H185V224H184ZM189 225H190V223H189ZM87 226H88V225H87ZM97 226H98V225H97ZM101 226H102V225H100V227H101ZM22 227H23V226H22ZM22 227H21V228H22ZM53 227H54V226H53ZM90 227H92V226H90ZM90 227H89V228L85 227V228L91 230L92 228L90 229ZM115 227H116V226L114 225V228H115ZM157 227H158V226H157ZM181 227H182V226H181ZM187 227H189V226H187ZM190 227H191V225H190ZM9 228H10V227H9ZM54 228H55V227H54ZM64 228H65V226H64ZM64 228H62V229H64ZM66 228H67V227H66ZM66 228H65V229H66ZM73 228L75 229V226H73ZM77 228H79V227H77ZM83 228H84V227H83ZM83 228H82V229H83ZM85 228H84V230L81 229V232H80V233L78 232V233H77V236H78V234H81L82 231H85V230H86ZM114 228H113V229H114ZM117 228H118V227H117ZM184 228H185V227H184ZM62 229H61V230H62ZM70 229H71V228H70ZM178 229H179V228H178ZM178 229H177V230H178ZM232 229H233V228H232ZM8 230H9V229H8ZM30 230H31V229H30ZM72 230H73V229H72ZM93 230H95V228H94ZM96 230H97V229H96ZM96 230H95V231H96ZM110 230H111V229H110ZM110 230H109V231L107 230V231L110 232ZM116 230H117V229H116ZM163 230H164V229H163ZM226 230H227V229H226ZM36 231H37V230H36ZM49 231H50V230H49ZM51 231H52V229H51ZM58 231H60V230H58ZM58 231H57V232H58ZM78 231H79V230H78ZM91 231H92V230H91ZM98 231H99V230H98ZM114 231H115V230H114ZM120 231H121V230H120ZM37 232H39V230H38ZM53 232H54V231H53ZM61 232H62V231H61ZM61 232H60V233H61ZM64 232H65V230H64ZM69 232H70V231H69ZM76 232H77V230H76ZM111 232H112V231H111ZM176 232H177V231H176ZM178 232H179V231H178ZM8 233H9V232H8ZM30 233H31V232H30ZM48 233H49V232H48ZM48 233H47V236H48ZM105 233H106V232H105ZM69 234H70V233H69ZM69 234H68V235H69ZM72 234H74V233L72 232ZM72 234H70V235H72ZM110 234H111V233H110ZM110 234H107V233H106V235H110ZM113 234H115V233L112 232V235H113ZM121 234H122V232H121ZM5 235H6V234H5ZM15 235H16V234H15ZM59 235H60V234L58 233V236H59ZM66 235H67V234H66ZM66 235H65V236H66ZM104 235H105V234H104ZM138 235L140 236V234H138ZM29 236H30V235H29ZM61 236H62V235H60V237H61ZM75 236H76V235H75ZM135 236H136V235H135ZM263 236H264V235H263ZM6 237H7V236H6ZM11 237H12V236H11ZM30 237H32V236H30ZM55 237H56V236H55ZM79 237H80V236H79ZM86 237H87V236H86ZM130 237H131V236H130ZM130 237H129V238H130ZM137 237H138V236H137ZM32 238H33V237H32ZM32 238H31V239H32ZM52 238H53V237H52ZM73 238H74V237H73ZM75 238H76V237H75ZM81 238H82V237H81ZM113 238H114V237H113ZM133 238H134V236H132L131 239H133ZM135 238H136V237H135ZM135 238H134V239H135ZM138 238H139V237H138ZM44 239H45V238H44ZM107 239H108V238H107ZM134 239H133V240H134ZM39 240H40V239H39ZM50 240H51V239H50ZM50 240H49V241H50ZM75 240H76V239H75ZM80 240H81V239H80ZM128 240H129V239H128ZM42 241H43V240H42ZM45 241H46V240H45ZM68 241H70V240H68ZM68 241H67V242H68ZM87 241H88V240H87ZM101 241H102V240H101ZM43 242H44V241H43ZM43 242H42V243H43ZM54 242H55V244H56L57 241H54ZM72 242H73V241H72ZM75 242H76V241H75ZM80 242H81V241H80ZM85 242H86V241H85ZM90 242H91V241H90ZM90 242H89V243H90ZM92 242H93V241H92ZM98 242H99V241H98ZM128 242H129V241H128ZM89 243H87V244H89ZM134 243H135V242H134ZM26 244H27V243H26ZM34 244H35V243H34ZM36 244H38V242H37ZM50 244H51V243H50ZM50 244H49V245H50ZM52 244H53V242H52ZM55 244H54V245H55ZM63 244H64V243H63ZM66 244H67V243H66ZM74 244H75V243H74ZM77 244H78V242H77ZM77 244H76V245H77ZM84 244H85V243H84ZM95 244H96V242H95ZM98 244H99V243H98ZM98 244H97V245H98ZM119 244H120V243H119ZM203 244H204V243H203ZM28 245H29V244H28ZM39 245H40V244H39ZM64 245H65V244H64ZM68 245H69V244H68ZM133 245H134V244H133ZM197 245H198V244H197ZM4 246H5V245H4ZM26 246H27V245H26ZM42 246H43V245H42ZM42 246H41V247H42ZM44 246H45V245H44ZM62 246H63V245H62ZM73 246H74V245H73ZM116 246H119V245L117 244ZM174 246H175V245H174ZM65 247H66V246H65ZM75 247H76V246H75ZM82 247H83V246H82ZM90 247H91V246H90ZM93 247H94V244H93ZM24 248H25V247H24ZM27 248H29V247L27 246ZM27 248H25V249H26V252H29L31 248H30V249H27ZM58 248H59V247H58ZM58 248H57V250H58ZM66 248H67V247H66ZM80 248H81V247H80ZM84 248H85V247H84ZM103 248H104V247H103ZM111 248H112V247H111ZM115 248H116V247H115ZM46 249H48V248H43V247H42V248H37V249H35V251H36V252H39V253H43V255H44L45 253H47V252L44 253V251H47ZM61 249H62V248H61ZM63 249H64V248H63ZM72 249H73V248H72ZM72 249H71V250H72ZM97 249H99V248H97ZM121 249H122V248H121ZM121 249H120V250H121ZM154 249H155V248H154ZM190 249H191V248H190ZM27 250H29V251H27ZM32 250H33V248H32ZM50 250H51V249H50ZM71 250H70V251H71ZM81 250H82V249H81ZM115 250H117V249H115ZM120 250H119V251H120ZM23 251L25 252V250H23ZM70 251H69V254H68V252H67L68 255L65 256V257L63 258L64 260H65V258H66V262H72V261H73L75 258H77V256H78V254H76L77 251H76V252H75V251H74V252H70ZM112 251H113V250H112ZM112 251H111V254H114V253H112ZM194 251H195V250H194ZM24 252H22V253H24ZM26 252H25V253H26ZM33 252H34V250H33ZM50 252H51V251H50ZM54 252H55V254H57L56 250H55ZM62 252H63V250H61V253H62ZM65 252H66V251H65ZM79 252H80V251H79ZM146 252H147V251H146ZM191 252H192V251H191ZM31 253H32V252H31ZM48 253H49V252H48ZM48 253H47V254H48ZM109 253H110V252H109ZM109 253H108V254H109ZM129 253H130V252H129ZM149 253H150V252H149ZM26 254H27V253H26ZM32 254H33V253H32ZM51 254H52V253H51ZM79 254H80V253H79ZM81 254H82V253H81ZM84 254H85V253H84ZM84 254H83V255H84ZM89 254H90V253H89ZM104 254H105V253H104ZM21 255H22V254H21ZM30 255H31L30 253H29L28 255H25V256L23 255L20 264H24L25 262H27L28 259H30V258H29ZM49 255H50V254H49ZM57 255H58V254H57ZM57 255H56V256H57ZM61 255H64V254L62 253ZM83 255H82V256H83ZM85 255H86V254H85ZM85 255H84V256H85ZM87 255H88V254H87ZM91 255H92V254H91ZM91 255H90V256H91ZM100 255H101V254H100ZM17 256H18V255H17ZM35 256H36V255H35ZM45 256H46V255H45ZM52 256H54V255H52ZM56 256H54V257H56ZM93 256H94V255H93ZM101 256H103V255H101ZM113 256H114V255H113ZM49 257H50V256H49ZM60 257H62V256H60ZM79 257H80V256H79ZM85 257H86V256H85ZM85 257H83V258H85ZM91 257H92V256H91ZM96 257H97V256H96ZM109 257H110V256H109ZM119 257H120V256H119ZM119 257H118V258H119ZM41 258H43V257H41ZM83 258H82V259H83ZM124 258H125V257H124ZM18 259H19V258H18ZM37 259H38V258H37ZM44 259H45V257H44ZM47 259H48V256H47ZM53 259H54V258H53ZM86 259L89 260V258H85V260H86ZM92 259H93V258H92ZM110 259H111V257H110ZM121 259H122V258H121ZM4 260H5V259H4ZM39 260H40V259H39ZM88 260H87V261H88ZM114 260H115V259H114ZM5 261H6V260H5ZM44 261H45V260H44ZM94 261H95V260H94ZM119 261H120V260H119ZM253 261H254V260H253ZM37 262H38V260H37ZM41 262H42V261H40V263H38V264H41ZM58 262H59V261H58ZM79 262H81V261L78 259V263H79ZM92 262H93V261H92ZM115 262H116V261H115ZM115 262L113 261V263H115ZM210 262H211V261H210ZM257 262H258V260H257ZM31 263H32V262H31ZM54 263H56V262H54ZM72 263H74V261H73ZM88 263H89V262H88ZM192 263H193V262H192ZM251 263H252V262H251ZM0 264H4V262H3V263L0 262ZM26 264H27V263H26ZM76 264H77V262H76ZM80 264H86V262H84V260H83L82 263H80ZM117 264H118V263H117ZM249 264H250V263H249ZM253 264H256V262H254Z\"/></svg>", "mask_w": 264, "mask_h": 264}, {"label": "crops", "instance_id": "crops-1", "mask_svg": "<svg viewBox=\"0 0 264 264\" xmlns=\"http://www.w3.org/2000/svg\"><path fill=\"white\" fill-rule=\"evenodd\" d=\"M73 1L81 2L0 0V95L14 87L17 81L25 80V67L29 58L27 47L31 46L43 59L52 56L54 49L40 38L39 28L60 30L66 27L73 17ZM130 1L105 0L103 5L110 2L114 7L123 9ZM25 41L28 44H24ZM14 51L18 53L14 54Z\"/></svg>", "mask_w": 264, "mask_h": 264}]
</instances>
